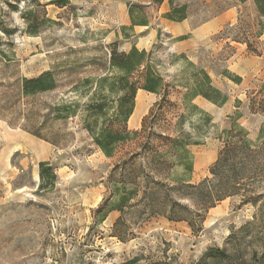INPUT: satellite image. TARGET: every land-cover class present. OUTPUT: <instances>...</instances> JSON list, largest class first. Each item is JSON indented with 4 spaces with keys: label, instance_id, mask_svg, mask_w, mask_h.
Listing matches in <instances>:
<instances>
[{
    "label": "rangeland",
    "instance_id": "1",
    "mask_svg": "<svg viewBox=\"0 0 264 264\" xmlns=\"http://www.w3.org/2000/svg\"><path fill=\"white\" fill-rule=\"evenodd\" d=\"M170 1L0 0V264H197L211 249H227L230 258L208 264H264V223L229 241L257 214L251 206L238 207L237 198L210 210L197 234L185 223L158 218L139 227L128 224L131 237L125 242L113 237L119 213L101 221L112 161L82 129L80 107L65 123L46 118L58 106L85 103L94 81L85 82L105 75L111 51L135 47L152 53L167 82L181 77L184 56L227 97L222 106L194 100L199 111L185 122L199 143L190 149L191 183L208 177L221 149L218 137L237 115L235 123L255 143L264 124V15L252 0ZM129 4L136 7L135 17L145 16L147 27L131 28ZM171 5L186 7L183 21L165 19ZM213 18L220 19L215 33H184ZM46 72L53 74V89L25 97L22 81ZM139 95L142 106L134 123H127L129 130L140 128L159 99L137 91L134 110ZM32 132L60 135V145ZM40 163L53 169L52 186L46 178L40 187Z\"/></svg>",
    "mask_w": 264,
    "mask_h": 264
},
{
    "label": "trees",
    "instance_id": "2",
    "mask_svg": "<svg viewBox=\"0 0 264 264\" xmlns=\"http://www.w3.org/2000/svg\"><path fill=\"white\" fill-rule=\"evenodd\" d=\"M165 0H155L162 4ZM171 4L170 0H167ZM243 3L247 0H237ZM256 11L264 15V0H252ZM136 7H127L131 28L147 27L143 14L135 17ZM185 6L173 8L165 19L180 22L185 19ZM181 77L167 82L156 70L152 53L132 47L127 53L112 50L106 73L94 81V89L81 106L78 103L61 105L51 110L46 118L65 123L82 109L80 121L94 146L112 161L107 177L109 198L104 202V221L111 212L119 213L113 225V237L121 242L131 237L127 225L138 227L153 219L185 223L193 234L203 230L208 212L226 199L237 198L238 207L251 206L257 214L238 233L233 232L229 241L249 233L256 223H264V124L255 143L235 122L218 137L221 149L216 161L208 169V177L197 184L191 183L193 155L190 149L199 143L194 135L185 131L186 120L199 111L194 100L201 98L210 104L222 106L227 97L213 87L203 69L185 59ZM240 83V78L233 80ZM54 87L53 74L46 72L35 79L22 81L25 97L50 92ZM137 91L156 95L159 99L141 120L138 130H129ZM171 94H179L177 101ZM206 117V121H210ZM55 147L59 142L30 133ZM198 135V131L194 133ZM40 187L44 180L53 185L55 175L48 163L39 164ZM261 188L262 191H259ZM102 207L99 208L100 213ZM228 250L207 251L197 264L228 260Z\"/></svg>",
    "mask_w": 264,
    "mask_h": 264
},
{
    "label": "crops",
    "instance_id": "3",
    "mask_svg": "<svg viewBox=\"0 0 264 264\" xmlns=\"http://www.w3.org/2000/svg\"><path fill=\"white\" fill-rule=\"evenodd\" d=\"M219 20L220 19L218 18H213L211 21L204 23L199 27L191 28V30H188L187 32L184 31V33L190 34L192 37H205L211 35L215 33V31H217L220 24ZM181 27L182 31L185 30L184 25H182ZM111 214H117V212H112Z\"/></svg>",
    "mask_w": 264,
    "mask_h": 264
},
{
    "label": "bare ground",
    "instance_id": "4",
    "mask_svg": "<svg viewBox=\"0 0 264 264\" xmlns=\"http://www.w3.org/2000/svg\"><path fill=\"white\" fill-rule=\"evenodd\" d=\"M142 106V97L139 95V96H137L136 97V107H135V110H134V112H133V115H131V117L129 118V123H134V121H135V119H136V116H137V114H138V110L140 109V107ZM1 138V137H0ZM20 140V139H19ZM21 141V140H20ZM3 146V145H2ZM25 146V145H24ZM27 147V146H26ZM12 150V149H11ZM14 150V149H13ZM29 150V149H28ZM10 151V150H9ZM14 152L16 153L17 152V150H14ZM31 152V151H30ZM37 154H39L38 152H37ZM34 157H35V155H34ZM198 167V164H196L195 165V168H197Z\"/></svg>",
    "mask_w": 264,
    "mask_h": 264
}]
</instances>
